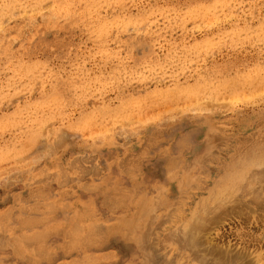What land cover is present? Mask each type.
<instances>
[{
	"label": "rangeland",
	"instance_id": "obj_1",
	"mask_svg": "<svg viewBox=\"0 0 264 264\" xmlns=\"http://www.w3.org/2000/svg\"><path fill=\"white\" fill-rule=\"evenodd\" d=\"M263 185L264 0H0V264H264Z\"/></svg>",
	"mask_w": 264,
	"mask_h": 264
},
{
	"label": "bare ground",
	"instance_id": "obj_2",
	"mask_svg": "<svg viewBox=\"0 0 264 264\" xmlns=\"http://www.w3.org/2000/svg\"><path fill=\"white\" fill-rule=\"evenodd\" d=\"M241 1V0H240ZM213 5V4H212ZM219 6V5H218ZM219 9V8H218ZM213 11V10H212ZM152 13V12H151ZM175 13V12H174ZM199 13V12H198ZM221 13V12H220ZM234 14V13H233ZM205 15V14H204ZM222 16V15H221ZM240 16V15H239ZM213 17V16H212ZM220 17V16H219ZM138 18V17H137ZM235 19V18H234ZM240 19V18H239ZM225 20V19H224ZM182 22V21H181ZM243 22V21H242ZM209 23V22H208ZM216 25V24H215ZM213 96V95H212ZM264 186V185H263ZM262 186V187H263ZM248 190V189H247ZM246 190V191H247ZM255 190H257V189H255ZM244 193H245V191H244ZM254 193V192H253ZM261 194V193H260ZM260 196H262V195H260ZM259 197V196H258ZM224 198V197H223ZM239 198V197H238ZM254 197H252V199H253ZM264 198V197H263ZM255 199V198H254ZM252 200L253 202L255 201V200ZM230 200H232V199H230ZM237 201H238V199H236ZM239 200H240V198H239ZM248 200H249V198H248ZM264 200V199H263ZM235 201V200H234ZM260 201H262L261 199H260ZM262 202H264V201H262ZM245 203V202H244ZM255 203V202H254ZM259 203V202H258ZM236 204V203H235ZM227 206V205H226ZM249 206V205H248ZM256 206H259V204L257 205L256 204ZM223 208V207H222ZM221 208V209H222ZM237 208H238V206H237ZM250 208H252V207H250ZM241 208H239V210H240ZM260 209V208H259ZM262 209V208H261ZM231 210H232V208H231ZM234 210V209H233ZM237 211V210H236ZM241 211V210H240ZM245 216V215H244ZM263 216V215H262ZM197 217V216H196ZM195 217V218H196ZM194 218V217H193ZM207 219H209V217L208 216H206L205 217V220H207ZM192 220V219H191ZM204 220V221H205ZM211 220V219H210ZM202 219H200V221L198 222L197 220H192L190 223L188 222V223H185L182 227H183V231H182V237L184 238V239H182V242H184L185 243V245H187V247H190L191 249H196V250H198L197 249V246L199 245V242L201 243V240H200V237H201V235H200V231L202 230V228H203V222H204ZM208 222V221H207ZM206 223H204V225H205ZM200 235V236H199ZM181 238V237H180ZM205 239V238H204ZM184 240V241H183ZM181 242V243H182ZM183 245V244H182ZM195 250V251H196ZM203 250V249H202ZM193 252L194 254L196 253V252ZM200 252H201V250H199ZM191 253H192V251H191ZM194 254H193V257H194ZM206 254V253H205ZM196 255V254H195ZM199 255H202V254H199ZM207 255V254H206ZM192 256V255H191ZM208 256V255H207ZM202 257H203V259H205V255L203 256L202 255ZM202 257H199V258H202ZM236 258V257H235ZM234 258V259H235ZM239 258V257H238ZM207 259V258H206ZM241 259V258H240ZM197 260H199V259H197ZM232 260H233V258H232ZM205 261V260H204ZM222 259H220V261L218 260V261H216L214 264H222ZM253 261V260H252ZM254 263V262H253ZM259 263V262H258ZM225 264V263H224ZM227 264V263H226Z\"/></svg>",
	"mask_w": 264,
	"mask_h": 264
}]
</instances>
